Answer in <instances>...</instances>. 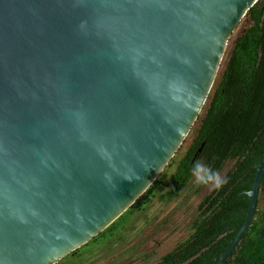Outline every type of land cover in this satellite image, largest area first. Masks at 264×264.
I'll return each instance as SVG.
<instances>
[{
	"label": "water",
	"instance_id": "95a60500",
	"mask_svg": "<svg viewBox=\"0 0 264 264\" xmlns=\"http://www.w3.org/2000/svg\"><path fill=\"white\" fill-rule=\"evenodd\" d=\"M260 1L0 0V264H56L146 192Z\"/></svg>",
	"mask_w": 264,
	"mask_h": 264
},
{
	"label": "trees",
	"instance_id": "16d2710c",
	"mask_svg": "<svg viewBox=\"0 0 264 264\" xmlns=\"http://www.w3.org/2000/svg\"><path fill=\"white\" fill-rule=\"evenodd\" d=\"M243 19L250 25L239 36L231 35L230 55L207 96L203 115L194 123L192 143L170 176L160 201L180 195L197 161L218 172L227 162H232V167L224 176L226 183L199 203L188 238L155 264H214L212 253L228 244L226 239L235 231L226 230L237 212L247 208L243 192L250 189L247 182L254 178L264 156V0ZM262 180L259 195L264 198V174ZM155 183L160 182L155 181L128 210H142L153 196ZM203 186L200 184L199 189ZM147 259L149 255L141 260ZM224 264H264V210L260 212L256 206L250 228Z\"/></svg>",
	"mask_w": 264,
	"mask_h": 264
},
{
	"label": "rangeland",
	"instance_id": "374dc122",
	"mask_svg": "<svg viewBox=\"0 0 264 264\" xmlns=\"http://www.w3.org/2000/svg\"><path fill=\"white\" fill-rule=\"evenodd\" d=\"M244 20L240 21L232 37L239 36L250 25V22ZM232 42L233 40L226 47L214 84L230 55ZM205 108L204 104L198 116L203 115ZM195 129L196 125L192 126L183 143L157 177L156 181L160 183H155L153 196L142 210H127L104 231L56 264H155L185 241L190 234L189 225L197 214L199 203L215 188L205 185L199 189L200 184L192 176L178 197L171 201H160V195L166 191L170 176L189 149ZM232 164L227 162L219 172L222 178ZM257 209L260 212L264 210V198L260 195ZM148 255L149 259L143 262L141 259Z\"/></svg>",
	"mask_w": 264,
	"mask_h": 264
},
{
	"label": "clouds",
	"instance_id": "9594fccd",
	"mask_svg": "<svg viewBox=\"0 0 264 264\" xmlns=\"http://www.w3.org/2000/svg\"><path fill=\"white\" fill-rule=\"evenodd\" d=\"M192 176L197 184L211 185L215 189H219L226 183L218 171H213L211 167L197 161L192 169Z\"/></svg>",
	"mask_w": 264,
	"mask_h": 264
},
{
	"label": "flooded vegetation",
	"instance_id": "af4514ba",
	"mask_svg": "<svg viewBox=\"0 0 264 264\" xmlns=\"http://www.w3.org/2000/svg\"><path fill=\"white\" fill-rule=\"evenodd\" d=\"M198 156V155H197ZM250 181V180H249ZM249 181L247 182V184H249ZM250 185V184H249ZM251 186V185H250ZM250 189H251V187H250ZM249 189V190H250ZM249 190H247V191H249ZM247 191H245V192H247ZM245 192H243L244 194V196H245V199H246V201H247V196H246V194H245ZM257 202H258V200H257ZM247 205H248V203H247ZM246 210H247V208L246 209H243L242 211H238L237 212V214L235 215V217L233 218V224L232 225H230V227L226 230V232H232V231H235V233L233 234V237L232 238H229V239H226V242L228 243L227 245H223L222 247V249L221 250H219L217 253H212L213 254V258L211 259V261L214 263L215 262V259L216 258H218V256H219V253L221 252V251H223L228 245H229V243L232 241V239L235 237V235H236V233H237V228H239L242 224H243V222H244V220H245V216H246ZM252 222H253V220H252ZM252 222H251V224H252ZM237 223V224H236ZM251 226V225H250ZM250 228V227H249ZM222 236V235H221ZM223 236L224 237H227L226 236V234H223ZM233 252V251H232ZM232 252H231V254H230V256L229 257H227L226 259H225V261H224V263L230 258V257H232ZM223 263V264H224Z\"/></svg>",
	"mask_w": 264,
	"mask_h": 264
}]
</instances>
